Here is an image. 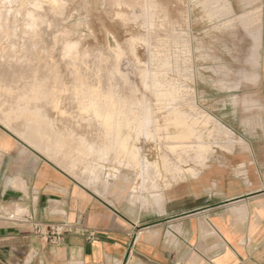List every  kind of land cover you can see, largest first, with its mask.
I'll return each mask as SVG.
<instances>
[{
  "label": "rangeland",
  "instance_id": "rangeland-1",
  "mask_svg": "<svg viewBox=\"0 0 264 264\" xmlns=\"http://www.w3.org/2000/svg\"><path fill=\"white\" fill-rule=\"evenodd\" d=\"M239 2L234 10L232 0H0V64L24 76L13 99L0 97V130L68 177L28 131L32 110L49 109L69 145L118 142L110 162L122 172H99L91 186L88 174L70 178L128 215L131 206L145 210L209 163L225 162L240 141L224 122L230 107L237 117L250 113L242 88L259 49L250 25L264 12L255 0ZM144 120L160 126L156 137L140 133ZM176 120L188 129L170 132ZM123 128L138 137L122 161L113 155Z\"/></svg>",
  "mask_w": 264,
  "mask_h": 264
},
{
  "label": "crops",
  "instance_id": "crops-1",
  "mask_svg": "<svg viewBox=\"0 0 264 264\" xmlns=\"http://www.w3.org/2000/svg\"><path fill=\"white\" fill-rule=\"evenodd\" d=\"M255 1L263 13L264 0ZM250 27L259 31L257 67L242 88L250 113L237 117L230 107L224 122L240 141L225 162L209 163L143 211L124 213L0 130V264H264V15ZM33 222L44 235L63 222L74 230L53 244Z\"/></svg>",
  "mask_w": 264,
  "mask_h": 264
},
{
  "label": "bare ground",
  "instance_id": "bare-ground-1",
  "mask_svg": "<svg viewBox=\"0 0 264 264\" xmlns=\"http://www.w3.org/2000/svg\"><path fill=\"white\" fill-rule=\"evenodd\" d=\"M0 46H2V44ZM18 69H20V68H17V65L11 67L5 63L0 64V94H1L0 97L2 96V98H5V101H6V99H10V98L13 99L14 98V96H11V94H10L14 90L13 86L19 85V83H21L20 80H23L22 78L24 76L21 73V71ZM159 73H161V71ZM163 73H165V71H163ZM33 80H34V78H33ZM47 81L48 80L45 79L41 75L39 77V79L37 80V83H38L37 85H39V87H41V86L43 87ZM24 86H25V84H24ZM16 88H19V86ZM40 94L42 97L47 98V94H45L44 90H43V92L41 91ZM50 104H47V105H50ZM45 107H46V104H45ZM36 111H38V110L36 109ZM36 111L32 110V113H33L32 116L34 117V121H33L34 123L33 124L35 126H30L28 128V131H32L33 134L35 135V139H36L35 143H37L39 145L42 144L43 146H45V148H46L45 150H47L48 153L50 154V158L51 159L54 158L53 161H56V160L59 161V165L61 168L59 166H55V167H57L58 169L63 171L65 174L69 175V177L79 178V176H81V175L88 174L90 177H92L88 180L89 181L88 185L91 186V183L95 184L96 181L98 180L97 175L99 174V172H104L108 169L115 172V174L122 172L121 171L123 169L122 166H120L118 164L115 165V164H112L110 162L111 155L114 152L113 147L115 145H117L118 142H116V143L106 142V140H105L106 143L104 142L103 144L102 143L96 144L95 141L91 142V141L87 140L88 138H86V139L84 138L87 143H84V142L81 143L80 142L79 146H76L75 143H73L74 146L69 145L68 143L65 142V140H67V137L65 138V135L62 132V130L59 129L58 124L56 126L55 124H53V122L50 120V118H48V115L50 114L49 109L44 108V110H42V111H39V112H36ZM61 114H65L64 109L62 110ZM176 117L179 120L182 119V115H178ZM141 121H143V120H141ZM173 122H174V126H172L171 128L170 127L168 128L170 132H171V130L182 131V130L188 129V128L184 127L183 122H180L177 120L173 121ZM141 124H142V127L140 129V133L145 134L147 137H150V138L156 137L153 135V131H157V132L160 131V129H159L160 126H158V125H156L155 127L153 125L150 126L148 120H144V122H142ZM123 129L124 130L122 132H124V135H122V134H121V136L118 135V139H120V140H119L118 147H116V153L117 154L113 155V156L117 155L118 157L121 158L122 161L124 160L125 151H127L129 148L134 149V146L131 145V147H130L128 143L132 144L134 137H138L137 135H135L138 132V131H135V129H133V130H131L129 128H123ZM126 133H128V134H126ZM53 134H54V137H53ZM59 138H61L62 140H60ZM44 139H46V140H44ZM96 142H98V141H96ZM32 149L35 152H37L36 150H38L36 147L35 148L32 147ZM110 150H111V152H110ZM180 153L181 152H179V155H181ZM101 156L106 157V159L108 157L109 161H108V159L106 161L105 158H102ZM47 160L50 161L49 159H47ZM162 161H164V160H162ZM141 165L142 164H138L137 168H134V169H137L139 171V169L141 168ZM107 166H109L110 168H107ZM62 168L64 170H62ZM81 177H80V179H81ZM84 177H85V175H84ZM140 177H141V175H140ZM73 179H75V178H73Z\"/></svg>",
  "mask_w": 264,
  "mask_h": 264
},
{
  "label": "built area",
  "instance_id": "built-area-1",
  "mask_svg": "<svg viewBox=\"0 0 264 264\" xmlns=\"http://www.w3.org/2000/svg\"><path fill=\"white\" fill-rule=\"evenodd\" d=\"M34 232L38 236L45 237L49 242L53 244H59L63 240L64 235L72 233L74 230V226H71L67 222H63L60 225H47L49 229V234L44 235L42 233L43 225L37 222H33ZM88 239L92 240L95 238V233L88 232L87 233Z\"/></svg>",
  "mask_w": 264,
  "mask_h": 264
}]
</instances>
